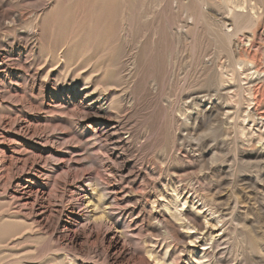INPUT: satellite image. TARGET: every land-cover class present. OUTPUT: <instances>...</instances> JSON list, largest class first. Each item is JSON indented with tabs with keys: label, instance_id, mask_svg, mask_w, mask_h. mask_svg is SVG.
<instances>
[{
	"label": "rangeland",
	"instance_id": "374dc122",
	"mask_svg": "<svg viewBox=\"0 0 264 264\" xmlns=\"http://www.w3.org/2000/svg\"><path fill=\"white\" fill-rule=\"evenodd\" d=\"M0 1L1 12L28 17L0 26V53L30 69L8 66L0 95L10 89L32 106L3 103L38 129L53 125L57 144L11 137L65 152L72 174L118 194L102 225L99 186L84 178L77 201L51 162V211L33 224L12 198L19 170L2 158L0 264H264V135L240 133L264 134V0H247L256 13L238 22L223 0ZM253 70L261 75L247 78ZM110 228L132 259L113 262L102 240Z\"/></svg>",
	"mask_w": 264,
	"mask_h": 264
},
{
	"label": "bare ground",
	"instance_id": "6f19581e",
	"mask_svg": "<svg viewBox=\"0 0 264 264\" xmlns=\"http://www.w3.org/2000/svg\"><path fill=\"white\" fill-rule=\"evenodd\" d=\"M226 3L232 4L234 5L237 13H236V21L238 22L245 14L247 11H249L250 13H256V8L254 6V4L252 2H249L247 0H223ZM6 4H8L7 2H1L0 1V8H2V6H5ZM13 7V6H12ZM27 7V6H26ZM8 8V7H7ZM30 10V9H29ZM8 11V10H7ZM1 12L0 11V26H2V29H9L11 28V25H13V28L16 26H19L20 24L26 23L27 22V18H26V14L24 12H17L15 11V13H9V12ZM37 11V10H36ZM44 12V11H43ZM32 13V12H31ZM35 15V13H34ZM12 23V24H11ZM19 32H21L20 29H18ZM6 32V31H5ZM40 32V31H39ZM12 33V32H11ZM31 33V32H30ZM22 34V33H19ZM29 35V34H28ZM23 39V38H22ZM39 39V38H38ZM28 41L29 38H25V42L26 45L28 46ZM4 45V44H3ZM25 45V46H26ZM33 48V47H32ZM51 56V55H50ZM27 59V58H26ZM49 62V61H48ZM18 63V67L19 69L28 72L30 71V69L27 68V64H25L23 62V59L21 57H19V59L17 57H15L13 54H8L7 53H0V82L4 81V77L9 75V71L10 70H6V68L8 66H16ZM30 63V62H29ZM251 63V62H250ZM237 70L240 72L241 69L244 68V63L240 62L237 64L236 66ZM8 69V68H7ZM43 72V71H42ZM35 73V72H34ZM260 71L258 70H253L250 73L247 74V78H251L254 76H259ZM37 76L36 74L33 75V77ZM47 82V81H46ZM6 84V83H5ZM21 84V83H20ZM2 85V84H1ZM3 86V85H2ZM24 86V85H23ZM5 87V86H4ZM252 87H247L244 88L245 91H247V93H249L251 95V97L253 96V92H252ZM24 89V88H23ZM10 90V89H9ZM7 90L5 92L4 95H0V161L3 158V160L7 161L8 164V169H12L13 167H16V170H19V176L16 178L15 180V185H16V189L14 190V193L12 194V198L15 201V205L16 207L19 208V210H22L26 215V216H30L32 222L31 223H36V224H41L45 219L47 214L51 211L50 210V198L52 196V188H51V183H52V171L50 169V163L51 162H55L58 165L61 166V170L65 169L66 173H64L62 176L64 179H62L63 181V185H65V187H63L64 189H67L68 193L67 195H70L72 198H76L77 201L78 200H82L83 198L85 199V192L86 189H84V184H82V181L85 179L84 181H88L89 183H85L86 187H90V186H99L100 189V194L98 195V202L96 203V207L95 210L99 209L100 212L102 213V215H100L99 217H97L95 220L101 221L102 225H103V216H105L104 214H106V208L103 207L106 199L108 197L112 198L111 195H114V198H117V192L113 191L111 186L105 185V183H99L98 181L95 182L94 178L92 175H87V176H77L74 175L75 173L72 174L73 171V166L69 165V160L72 158H67L66 157V153L63 151H58V150H54V149H34L33 151H29L28 148L22 144L20 141H18L16 138L11 137L10 132L15 131L18 135L23 136V137H27L29 139H36L35 141H37L38 143H41L43 146L45 145H50V144H57L55 139V135L47 129L53 128V125H48L46 126V128L44 130L38 129L37 128V124H35L32 119H30L27 114L25 115L23 113V109H18L19 111H17L16 116H14L12 114V110H7L11 107L4 105L3 102L6 101H10V104H12L13 102L11 101H17L19 97L12 95V93L10 94V91ZM5 91V89L3 90ZM2 91V92H3ZM12 91V90H11ZM24 93L27 90H23ZM21 93V92H20ZM27 93V92H26ZM10 94V95H9ZM8 95V96H7ZM23 95V94H22ZM91 94H88L86 96H89ZM27 96V95H26ZM25 96V97H26ZM22 97V96H21ZM28 98V97H27ZM25 98V99H27ZM24 99V98H23ZM22 99V100H23ZM254 99V98H253ZM253 99L249 98V101H252ZM20 100V102L17 103V107H26V104L28 107L32 106V103L29 102H24ZM35 100V99H34ZM26 103V104H25ZM8 104V103H7ZM16 104V102H15ZM56 107V106H55ZM60 107V106H59ZM91 107L92 109L97 110V113H99V111H104L106 112L103 104L99 103V101H92L91 102ZM32 108V107H31ZM51 108V107H50ZM57 108V107H56ZM6 109V111L4 112L3 110ZM25 109V108H24ZM17 110V109H16ZM10 111V112H9ZM12 111V112H11ZM16 112V111H15ZM53 112V111H52ZM14 113V112H13ZM110 113V112H109ZM101 115V114H100ZM110 116V115H109ZM110 119V118H109ZM53 124V123H52ZM39 126V125H38ZM264 126V124H263ZM41 127V126H40ZM41 130V131H39ZM245 127H241L240 128V133L244 134V136L246 134H249L252 136H255L256 134H258V136L260 137V139H262L263 137V133H261L260 131L257 130H251V131H245ZM53 131V130H52ZM247 132V133H246ZM57 140V139H56ZM71 143V141L69 142V144ZM65 144V143H63ZM67 144V143H66ZM67 144V145H69ZM53 148L54 146L51 145ZM74 146V145H73ZM68 149V148H67ZM75 149V148H74ZM71 150L68 152L70 153V155L73 156V154H75V152L77 150ZM67 152V151H66ZM106 156V155H105ZM213 158V157H212ZM4 161V162H5ZM1 163V162H0ZM53 164V163H52ZM56 165V164H55ZM3 166V165H2ZM59 166V167H60ZM7 167V166H6ZM58 167V168H59ZM52 168V167H51ZM5 169V168H3ZM54 169V167H53ZM59 170V169H58ZM57 170V171H58ZM56 171V172H57ZM4 172V171H3ZM8 172V171H7ZM6 172V173H7ZM10 172V171H9ZM8 172V173H9ZM59 173V172H58ZM63 173V172H62ZM5 174V173H4ZM10 175V174H9ZM32 175L34 177L39 178V181H37V184H32L31 182V178ZM62 175V174H61ZM4 176V175H2ZM55 177V176H54ZM56 177H59L56 175ZM55 179V178H54ZM60 179V180H61ZM55 181V180H54ZM83 181V182H84ZM59 182V181H58ZM60 182V183H62ZM102 182V181H101ZM104 182V181H103ZM58 184V183H57ZM53 185V184H52ZM61 186V185H60ZM56 188V187H55ZM63 189V190H64ZM89 190V189H87ZM57 192V191H56ZM65 193V192H64ZM115 193V194H114ZM11 198V199H12ZM90 199V198H89ZM119 199V197H118ZM91 200V199H90ZM177 200V199H176ZM91 202V201H90ZM113 203V202H111ZM176 203V202H175ZM75 204V203H74ZM85 204V203H83ZM90 204V203H89ZM115 204L117 205L116 207H112V205ZM109 208L110 211L116 208H119L121 206L119 202H114ZM90 206V205H88ZM88 206L85 205L86 208H88ZM214 206V205H213ZM216 206V205H215ZM220 206V205H219ZM218 206V207H219ZM78 207V206H77ZM74 208V207H73ZM75 209V208H74ZM126 209V208H125ZM212 209V208H211ZM50 210V211H49ZM89 210V209H88ZM72 211V210H71ZM109 211V210H108ZM219 211V210H218ZM86 213V211H84ZM118 212V211H117ZM212 212V211H211ZM217 212V210H213L212 213ZM113 214V213H112ZM84 215V214H83ZM108 215V214H107ZM106 215V216H107ZM111 215V214H110ZM116 215V214H115ZM188 217V214H186ZM190 215V214H189ZM87 216V215H86ZM49 217V216H48ZM219 217V216H218ZM217 217V218H218ZM85 218V216H84ZM83 218V219H84ZM109 220V217H107ZM194 218V217H192ZM82 219V217L80 218ZM92 219V218H91ZM29 220V219H28ZM93 220V219H92ZM91 220V222H92ZM105 220V219H104ZM188 220V219H187ZM222 220V219H221ZM46 221V220H45ZM86 222V221H85ZM94 222V221H93ZM105 223V222H104ZM107 223V222H106ZM246 223V222H245ZM46 224V223H45ZM76 224V223H75ZM82 224V223H81ZM66 225V224H65ZM43 226V225H42ZM45 226V225H44ZM87 226V225H86ZM194 226V225H193ZM242 226V225H240ZM109 227V226H108ZM191 228V227H190ZM195 228V227H194ZM32 229V228H31ZM89 229V228H88ZM68 230V229H67ZM80 230V229H79ZM82 230V228H81ZM86 230V227H85ZM75 231V230H74ZM91 231V230H90ZM96 231V230H95ZM93 232V231H92ZM90 233V232H89ZM105 237H103V241L106 242V247L107 248V252H109V255L112 257L113 262L115 263H119V262H123L125 260H130L132 259L131 257V253L129 251V248L127 246V240H126V236L123 234V232H116L114 231L112 228L108 229L105 232ZM127 233V232H126ZM67 234V233H66ZM86 234V233H85ZM76 235V234H75ZM74 235V236H75ZM101 235V234H100ZM174 235V234H173ZM86 237V236H85ZM100 237V236H99ZM129 237V236H128ZM87 238V237H86ZM93 238V237H92ZM98 238V236L96 237V239ZM177 238V237H176ZM263 238V237H262ZM95 239V240H96ZM175 239V237H174ZM101 240V239H100ZM73 242V241H72ZM77 242V241H76ZM102 243V242H100ZM105 245V244H104ZM106 250V249H105ZM131 250V248H130ZM135 254V253H133ZM136 255V254H135ZM138 255V254H137ZM136 257V256H135ZM143 258V257H142ZM145 258V257H144ZM146 260V259H145ZM140 261V260H139ZM145 262V261H144ZM147 262V261H146ZM128 263V262H127ZM140 263V262H139ZM160 263V262H159ZM120 264V263H119Z\"/></svg>",
	"mask_w": 264,
	"mask_h": 264
}]
</instances>
